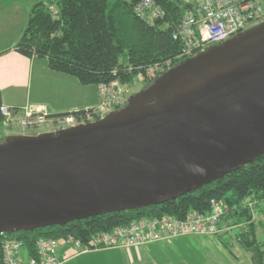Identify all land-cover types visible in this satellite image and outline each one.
Returning a JSON list of instances; mask_svg holds the SVG:
<instances>
[{
    "label": "water",
    "instance_id": "obj_1",
    "mask_svg": "<svg viewBox=\"0 0 264 264\" xmlns=\"http://www.w3.org/2000/svg\"><path fill=\"white\" fill-rule=\"evenodd\" d=\"M264 152V22L97 121L0 142V234L164 203Z\"/></svg>",
    "mask_w": 264,
    "mask_h": 264
},
{
    "label": "trees",
    "instance_id": "obj_2",
    "mask_svg": "<svg viewBox=\"0 0 264 264\" xmlns=\"http://www.w3.org/2000/svg\"><path fill=\"white\" fill-rule=\"evenodd\" d=\"M138 1L56 0L58 13L54 15L49 8L52 0H41L32 6L16 50L30 58L45 59L49 69L73 76L82 85L98 86L119 78L133 86L140 73L145 74L156 64L171 62L168 70L188 59L180 57L182 45L172 34L193 8L190 0H155L166 15L148 23L135 12ZM163 72L145 81V87ZM2 105L0 93V131ZM5 138L0 133V142ZM212 199L226 207L221 222L228 227L214 236L235 232L239 243L253 254L254 264H264V242L258 240L256 222V204L264 200V152L246 165L161 204L76 219L64 225L3 232L0 264H4L5 237L22 241L27 257H36L40 238L65 241L72 236L87 244L97 234L146 218L169 215L185 219L192 213L208 214Z\"/></svg>",
    "mask_w": 264,
    "mask_h": 264
},
{
    "label": "built area",
    "instance_id": "obj_3",
    "mask_svg": "<svg viewBox=\"0 0 264 264\" xmlns=\"http://www.w3.org/2000/svg\"><path fill=\"white\" fill-rule=\"evenodd\" d=\"M190 1L193 3V8L184 16L172 34L174 40H178L182 45L180 57H193L264 22V0ZM49 8L54 15H57L56 0H52ZM134 9L148 23H153L166 15L155 0H140L135 4ZM170 66L171 62L156 64L145 74L140 73L138 82L151 80L158 72L165 71ZM97 88L100 101L95 107L66 113H52L45 105L30 104L13 107L3 104L2 127L6 130L18 131L22 135H29L35 130L56 132L97 121L124 106L132 86L115 78L110 82L99 84ZM225 211L227 209L221 201L212 199L208 214L192 213L185 219L169 215L146 218L97 234L87 244L81 243L72 236L65 241L40 238L36 242V257L25 258L22 255L23 242L5 237L2 243L3 261L4 264H59L57 250L62 243L72 245L74 254H79L110 247H139L190 235L214 236L228 230V227L221 222Z\"/></svg>",
    "mask_w": 264,
    "mask_h": 264
},
{
    "label": "crops",
    "instance_id": "obj_4",
    "mask_svg": "<svg viewBox=\"0 0 264 264\" xmlns=\"http://www.w3.org/2000/svg\"><path fill=\"white\" fill-rule=\"evenodd\" d=\"M39 1L0 0L2 103L13 107L45 105L52 113L95 107L100 101L96 85H82L73 76L49 69L45 59L30 58L16 50L15 46L22 37L30 10ZM176 239L181 237L171 240ZM163 241L169 240L139 247H110L79 254H74L72 247L62 243L57 250V257L59 264H175L174 260L168 259L167 253H163V246L160 245Z\"/></svg>",
    "mask_w": 264,
    "mask_h": 264
},
{
    "label": "rangeland",
    "instance_id": "obj_5",
    "mask_svg": "<svg viewBox=\"0 0 264 264\" xmlns=\"http://www.w3.org/2000/svg\"><path fill=\"white\" fill-rule=\"evenodd\" d=\"M143 85L145 82H136L130 93L134 94L137 90L142 89ZM44 131L35 130L31 133L37 134ZM0 133L4 137L20 135L18 131L6 130L3 127ZM256 222L258 240L264 242V200H260L256 204ZM160 245L163 246V253H167L168 259L174 260L175 264H254L253 254L239 243L235 232L225 237L183 236L181 239L163 241ZM23 256L26 257L25 250H23Z\"/></svg>",
    "mask_w": 264,
    "mask_h": 264
},
{
    "label": "flooded vegetation",
    "instance_id": "obj_6",
    "mask_svg": "<svg viewBox=\"0 0 264 264\" xmlns=\"http://www.w3.org/2000/svg\"><path fill=\"white\" fill-rule=\"evenodd\" d=\"M144 87H145V85H143V88H142V89H144ZM142 89L137 90L134 94H136L137 92H140ZM134 94H133V93H132V94L129 93L128 100H127V102L124 104L123 107H125L126 105H128V102H129V100H130V97H131L132 95H134ZM123 107H122V108H123Z\"/></svg>",
    "mask_w": 264,
    "mask_h": 264
}]
</instances>
